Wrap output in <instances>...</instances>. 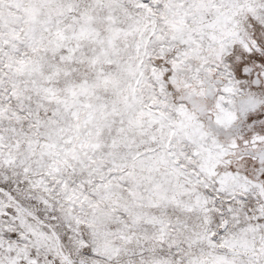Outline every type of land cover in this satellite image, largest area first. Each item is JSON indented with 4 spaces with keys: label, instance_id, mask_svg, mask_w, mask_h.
Returning a JSON list of instances; mask_svg holds the SVG:
<instances>
[{
    "label": "snow or ice",
    "instance_id": "snow-or-ice-1",
    "mask_svg": "<svg viewBox=\"0 0 264 264\" xmlns=\"http://www.w3.org/2000/svg\"><path fill=\"white\" fill-rule=\"evenodd\" d=\"M0 264H264V0H0Z\"/></svg>",
    "mask_w": 264,
    "mask_h": 264
}]
</instances>
